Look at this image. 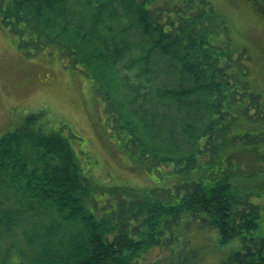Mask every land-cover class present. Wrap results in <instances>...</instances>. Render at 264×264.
<instances>
[{"label": "trees", "instance_id": "1", "mask_svg": "<svg viewBox=\"0 0 264 264\" xmlns=\"http://www.w3.org/2000/svg\"><path fill=\"white\" fill-rule=\"evenodd\" d=\"M249 7L264 25V10ZM0 21L24 54H58L97 86L106 70L121 75L129 55L140 105L155 109L164 141L149 144L125 117L120 148L136 149L156 186H107L80 166L65 126L45 129L42 112L29 113L0 136V264H142L153 247L167 254L151 264H181L185 246L175 244L197 223L217 229L222 243L240 240L219 264H264L261 207L245 185L257 173L235 161L236 151L207 144L219 128L228 146L238 140L240 151L264 157V97L250 79L256 59L233 40L226 14L210 0H0ZM241 119L263 131L229 135ZM143 128H154L145 116Z\"/></svg>", "mask_w": 264, "mask_h": 264}, {"label": "rangeland", "instance_id": "2", "mask_svg": "<svg viewBox=\"0 0 264 264\" xmlns=\"http://www.w3.org/2000/svg\"><path fill=\"white\" fill-rule=\"evenodd\" d=\"M210 1L231 21L233 40L246 46L244 49L249 50L256 59L250 79L252 78L254 87L262 91L260 93L264 97V25L260 15L254 13L245 0ZM161 7L165 8V5ZM111 22L110 27L116 30L121 28V20L115 19ZM102 35L107 36V31L103 30ZM216 41L225 40L219 38ZM17 43L18 37L0 21V136L22 123L29 113L42 112L39 121L45 129L57 130L65 126L63 134H73L69 140L80 166L96 181L107 186H156L151 176L141 168V163L133 158L132 154H136V149L129 143L126 145L127 150L120 148L122 139L125 140L128 134H124L120 129L125 124V117H129L133 123L132 132L144 133L149 144L154 142L156 147L162 148L164 142L158 133L159 123L162 122L156 119L155 109H152L151 105L144 108L140 105L144 101L134 89L138 82L135 70L125 66H129L130 56L120 62L121 75L112 77L106 70L101 76L103 84L97 86L87 68L81 65V69L67 67L58 54L50 55L47 51L26 55L18 48ZM55 52L60 53L58 49ZM121 76L125 86H119ZM161 80L162 76L158 78V82ZM129 81L132 82L130 85L127 84ZM108 96L109 99L106 98ZM144 116L154 125L149 135L143 128ZM160 116L159 113L158 117ZM231 117L236 116L231 113ZM257 123V120L253 122L241 119L238 125H232L229 135H256L263 131V128L259 130ZM212 135L217 142L207 140L208 146L222 149L223 154L236 151L235 161H239V165L246 168L247 173H257L245 185L248 191L254 193L251 196L252 202L261 207V219L256 234L264 236V157L258 158L254 148L246 152L240 151L243 145L238 140L232 139V144L228 146L226 141L221 139L224 134L219 128H216ZM250 145L247 142L245 147ZM261 149L264 152V142ZM169 168L170 165L164 169ZM184 246V260L181 259V264H219L240 247V240L222 243L217 229L197 223L191 226L188 236L185 233V237L176 242L174 248ZM169 253H172L171 250ZM165 254L166 250L153 247L141 262L151 264L163 258Z\"/></svg>", "mask_w": 264, "mask_h": 264}, {"label": "flooded vegetation", "instance_id": "3", "mask_svg": "<svg viewBox=\"0 0 264 264\" xmlns=\"http://www.w3.org/2000/svg\"><path fill=\"white\" fill-rule=\"evenodd\" d=\"M248 5H253L264 10V0H245Z\"/></svg>", "mask_w": 264, "mask_h": 264}]
</instances>
